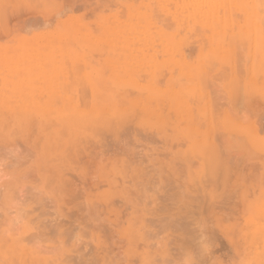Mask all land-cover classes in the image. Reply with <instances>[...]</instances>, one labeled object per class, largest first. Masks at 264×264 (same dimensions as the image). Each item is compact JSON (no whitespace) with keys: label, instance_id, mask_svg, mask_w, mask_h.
I'll use <instances>...</instances> for the list:
<instances>
[{"label":"rangeland","instance_id":"374dc122","mask_svg":"<svg viewBox=\"0 0 264 264\" xmlns=\"http://www.w3.org/2000/svg\"><path fill=\"white\" fill-rule=\"evenodd\" d=\"M14 263L264 264V0H0Z\"/></svg>","mask_w":264,"mask_h":264},{"label":"bare ground","instance_id":"6f19581e","mask_svg":"<svg viewBox=\"0 0 264 264\" xmlns=\"http://www.w3.org/2000/svg\"><path fill=\"white\" fill-rule=\"evenodd\" d=\"M205 6H206V5H205ZM203 9H204V8H203ZM157 16H158V15H157ZM239 16H240V15H239ZM159 21H161V20H159ZM164 21H165V19H164ZM167 21H168V20H167ZM196 32H197V31H196ZM199 32H200V31H199ZM177 33H178V32H177ZM192 33H193V32H192ZM191 36H192V35H191ZM201 36H202V35H201ZM192 38H193V37H192ZM187 40H188V39H187ZM198 40H199V39H198ZM249 44H250V43H249ZM185 49H186V48H185ZM176 56H177V54H176ZM243 61H244V60H243ZM211 64H212V63H211ZM245 64H246V63H245ZM242 65H243V64H242ZM253 65L255 66L256 64L254 63ZM255 67H257V65H256ZM174 68H175V67H174ZM135 69H136V68H135ZM256 69H257V68H256ZM246 70H247V69H246ZM251 70H252V69H251ZM167 73H168V72H167ZM211 73H212V72H211ZM155 74H156V73H155ZM157 75H158V74H157ZM166 75H167V74H166ZM215 76H216V75H215ZM215 76H214V77H215ZM215 78H216V77H215ZM204 80H205V79H204ZM212 80H213V79H212ZM176 81H177V80H176ZM201 81H202V80H201ZM172 82H174V81H172ZM234 82H235V81H234ZM247 83H248V82H247ZM202 84H203V83H202ZM238 84H239V83H238ZM175 85H176V84H175ZM228 85H229V84H228ZM228 85H227V87H228ZM239 85H240V84H239ZM169 86H170V85H169ZM172 86H173V84H172ZM215 86H216V85H215ZM217 86H218V85H217ZM229 86H230V85H229ZM240 86H242V85H240ZM247 86H248V85H247ZM170 87H171V86H170ZM238 87H239V86H237V88H238ZM175 89H176V88H175ZM238 89H239V88H238ZM228 90H229V89H228ZM158 91H159V90H158ZM176 91H177V90H176ZM225 91H226V90H225ZM225 91H224V92H225ZM236 91H237V89H236ZM248 91H249V90H248ZM149 92H151V91H149ZM249 92H250V91H249ZM138 93H139V92H138ZM157 93H158V92H157ZM228 93H229V92H228ZM231 93H232V92H231ZM239 93H241V92L238 91V94H239ZM141 94H142V93H141ZM143 94H144V93H143ZM235 95L237 96V93H236ZM251 95H252V94H251ZM251 95H250V96H251ZM221 96H222V95H221ZM255 96H256V95H255ZM259 96H260V95H259ZM143 97H144V96H143ZM176 97H177V96H175V98H176ZM217 97H218V96H217ZM224 97H225V96H224ZM226 97H227V96H226ZM241 97H242V96H241ZM194 98H195V97H194ZM238 98H240V96H239ZM238 98H237V99H238ZM242 98H243V97H242ZM164 99H165V98H164ZM225 99H226V98H225ZM223 101H224V100H223ZM248 102H249V101H248ZM160 104H161V103H160ZM249 104H250V103H249ZM112 110H113V109H112ZM156 110H157V109H156ZM230 110H231V109H230ZM259 110H260V109H259ZM248 111H249V110H248ZM231 114H232V112H231ZM116 115H117V113H116ZM160 118H161V117H160ZM221 120H222V118H221ZM244 120H245V119H244ZM65 123H66V122H65ZM67 123H70V122H67ZM5 124H6V123H5ZM122 124H123V123H122ZM74 125H75V124H74ZM69 126H70V125H69ZM7 127H8V126H6V128H7ZM66 127H67V125H63V126H62V128H63L62 131H63V132H65V130H68V128H66ZM42 131H43V130H42ZM40 133H41V132H40ZM62 134H65V133H62ZM65 135H66V134H65ZM66 136H67V135H66ZM191 140H192V139H191ZM52 149H53V148H52ZM80 150H81V149H80ZM203 150H204V149H203ZM46 152H47V150H46ZM48 153H49V152H48ZM44 155H45V154H44ZM48 155H49V154H48ZM51 160H52V159H51ZM51 174H52V173H51ZM55 176H56V175H55ZM165 183H166V182H165ZM218 183H219V182H218ZM52 184H53V183H52ZM166 185H167V183H166ZM164 186H165V184H164ZM148 187H149V186H148ZM166 187H168V185H167ZM165 189H166V188H165ZM82 193H83V192H82ZM190 193H191V192H190ZM232 193H233V191H232ZM198 198H199V197H198ZM230 201H231V200H230ZM230 201H229V202H230ZM148 203H149V202H148ZM203 204H204V202H203ZM208 205H209V203H208ZM232 208H233V207H232ZM81 209H82V208H81ZM209 210H210V209H209ZM202 211H203V210H202ZM151 212H153V211H151ZM208 212H209V211H208ZM196 213H197V212H196ZM209 213H210V212H209ZM186 216H187V215H186ZM199 221H200V220H199ZM151 222H152V221H151ZM49 223H50V222H49ZM172 223H173V222H172ZM175 223H176V224H175ZM184 223H186V222H184ZM184 223H181V226H183ZM190 223H191V221H190L188 224H190ZM197 223H198V222H197ZM174 224H175V226L177 225V227L180 226V224H178V222H174L173 225H174ZM193 224H195V223H193ZM158 225H159V224H158ZM162 225H163V224H162ZM173 225H172V226H173ZM178 225H179V226H178ZM163 226H164V225H163ZM181 226H180V227H181ZM173 227H174V226H173ZM39 229H40V228H39ZM39 229H38V230H39ZM168 229H169V228H168ZM176 229H177V228H176ZM183 229H184V228H183ZM172 230H173V229H172ZM52 231H53V230H52ZM166 231H167V230H166ZM176 231H177V230H176ZM36 232H37V231H36ZM173 232H174V231H173ZM38 233H39V232H38ZM38 233H37V234H38ZM156 233H157V232H156ZM160 233H161V232H160ZM153 235H154V234H153ZM42 236H43V235H42ZM44 236H45V235H44ZM44 236H43V237H44ZM51 236L53 237V235H51ZM51 236H50V237H51ZM150 236H151V235H150ZM200 236H201V235H200ZM43 237H42V238H43ZM152 237H153V236H152ZM24 238H25V237H24ZM178 239H179V238H178ZM40 240H41V239H40ZM181 240H182V239H181ZM68 241H69V240H68ZM46 242H47V239H46ZM169 242H170V241H169ZM183 242H184V241H183ZM65 244H66V242H65ZM65 244H64V245H65ZM150 244H151V243H150ZM155 244H156V243H155ZM153 245H154V244H153ZM154 246H156V245H154ZM200 246H202V245L200 244ZM200 246H199V247H200ZM47 249H48V248H47ZM42 250H43V249H42ZM194 250H195V249H194ZM199 251H200V250H199ZM178 252H179V251H178ZM195 252H196V251H195ZM201 252H202V251H201ZM205 252H206V251H205ZM180 254H181V253H180ZM180 254H179V255H180ZM181 255H182V254H181ZM197 255H198V254H197ZM200 256L202 257V255H200ZM8 257H10V256H8ZM30 257H31V256H30ZM198 257H199V256H198ZM198 257H197V258H198ZM58 258H59V257H58ZM194 258H195V257H194ZM24 259H25V258H24ZM181 259H182V258H181ZM200 259H201V258H200ZM39 260H40V259H39ZM49 260H50V259H49ZM56 260H57V259H56ZM65 261H66V260H65ZM179 261H180V260H179ZM182 261H183V260H182ZM14 262H15V261H14ZM25 262H27V261H25ZM28 262H29V261H28ZM49 262H50V261H49ZM204 262H205V261H204ZM208 262H209V261H208ZM254 263H255V262H254ZM14 264H15V263H14ZM57 264H58V263H57ZM184 264H185V263H184ZM197 264H198V263H197Z\"/></svg>","mask_w":264,"mask_h":264},{"label":"crops","instance_id":"0c3cea01","mask_svg":"<svg viewBox=\"0 0 264 264\" xmlns=\"http://www.w3.org/2000/svg\"><path fill=\"white\" fill-rule=\"evenodd\" d=\"M36 22H38V21H36ZM33 23V22H32ZM37 24V23H36ZM36 26H39L38 24L36 25Z\"/></svg>","mask_w":264,"mask_h":264}]
</instances>
